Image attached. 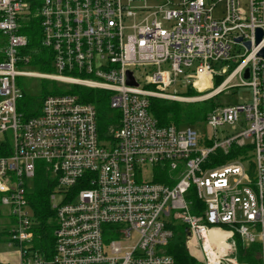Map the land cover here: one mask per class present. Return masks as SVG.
Wrapping results in <instances>:
<instances>
[{"label":"built area","instance_id":"1","mask_svg":"<svg viewBox=\"0 0 264 264\" xmlns=\"http://www.w3.org/2000/svg\"><path fill=\"white\" fill-rule=\"evenodd\" d=\"M137 1L0 0L6 243L17 264H173L165 248L178 227L197 264H245L235 238L259 244L264 264V0H162L153 8ZM31 17L51 73L32 69L24 55L21 30ZM26 77L59 92L25 120L16 104ZM220 77L210 97L247 87L251 101L217 106L192 127L159 126L151 116V99L191 103L183 93L213 88ZM73 86L108 95L119 118L111 141L99 138L96 110L69 93ZM224 127L231 133L219 137ZM37 162L54 181L49 254L35 246L28 202Z\"/></svg>","mask_w":264,"mask_h":264},{"label":"trees","instance_id":"2","mask_svg":"<svg viewBox=\"0 0 264 264\" xmlns=\"http://www.w3.org/2000/svg\"><path fill=\"white\" fill-rule=\"evenodd\" d=\"M23 35L27 37V48L24 55L28 56L29 66L44 73H51V58L49 51L41 45V30L39 29V19L31 17L21 30ZM221 78V77H220ZM221 80V79H220ZM220 83V82H219ZM218 83V84H219ZM217 84V85H218ZM40 94L30 96L23 94V97L17 102V111L23 119L36 116L40 113L42 100L48 95H55L59 92L56 84L50 81H42ZM69 93L79 95L81 103H90L96 110L97 118V133L103 141H111L113 131L117 129L119 118L118 112L112 111L109 108L108 95L105 92H100L88 88L75 87L71 88ZM195 94L193 89H188L183 95L191 97ZM149 112L157 121L159 126H196L205 121L207 114L216 108L218 105L211 98L202 102H191L182 104L178 101H168L164 99H151ZM235 157L234 151L229 152L222 157V162ZM38 169L34 177V184L29 191L28 202L31 210H33L36 223L35 229V246L45 253H50L53 247L52 238L55 228L54 212L50 209L49 196L54 188V181L50 179L46 167L41 163H36ZM193 198V197H191ZM193 202L199 206L196 199ZM0 218L4 219L2 210H0ZM8 235L5 223L0 225V244L7 242ZM237 260L239 263L245 264H263L261 262L262 248L259 244H251L244 246L238 238H235ZM165 251L173 258V264H197L194 257L189 256L183 248V238L178 227L174 228L173 238L166 246Z\"/></svg>","mask_w":264,"mask_h":264},{"label":"rangeland","instance_id":"3","mask_svg":"<svg viewBox=\"0 0 264 264\" xmlns=\"http://www.w3.org/2000/svg\"><path fill=\"white\" fill-rule=\"evenodd\" d=\"M161 2L162 0H138L136 4L137 6L147 5L148 7L153 8ZM220 79L221 78H216L212 81L213 88L207 87L204 90H196L194 88H191L195 91V94L191 97L196 98V101H191V102L206 101V98L208 99L211 96V93L214 90V88L218 86L217 84L220 82ZM42 81H45V80L40 81L38 79H34L30 77L18 79L21 90H23L26 95H30V96H37L40 94L41 92L40 87H41ZM235 82H238L237 78H235V81L233 83ZM210 98L214 100V103H216L220 107L225 106V105L247 104L251 101L250 99L251 91L247 87H236V88L225 90L221 92V94L215 95ZM178 102L182 104H188L182 101H178ZM197 130L206 135L207 134L211 135V131L209 129L208 131L207 128H205L204 126L198 127ZM230 130L231 129H229V127L218 129V132H219L218 136L220 137L221 136L220 134L224 131L231 133ZM3 223H5V220L0 218V225ZM17 262H18L17 249L15 247L8 246L6 242L1 243L0 244V264H17Z\"/></svg>","mask_w":264,"mask_h":264},{"label":"water","instance_id":"4","mask_svg":"<svg viewBox=\"0 0 264 264\" xmlns=\"http://www.w3.org/2000/svg\"><path fill=\"white\" fill-rule=\"evenodd\" d=\"M262 33H261V31H259V30H257L256 31V36H255V39H256V43H259L262 39ZM239 41V40H238ZM245 46H246V48H249V44L248 43H246L245 44ZM260 56H262V57H264V49L262 50V51H260ZM249 72H250V70L248 69V68H246V70L244 71V73H243V78H244V80H246V81H248L249 80ZM128 84H135L133 81H132V79H130V74H128V82H127Z\"/></svg>","mask_w":264,"mask_h":264}]
</instances>
